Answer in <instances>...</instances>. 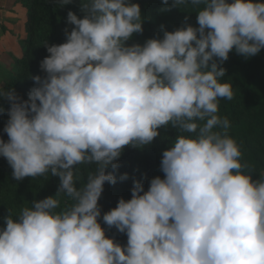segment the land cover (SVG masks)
<instances>
[{
    "label": "trees",
    "instance_id": "1",
    "mask_svg": "<svg viewBox=\"0 0 264 264\" xmlns=\"http://www.w3.org/2000/svg\"><path fill=\"white\" fill-rule=\"evenodd\" d=\"M262 1H14L0 264H130L129 242L168 231L170 210L198 224L201 264H226L205 240L263 264Z\"/></svg>",
    "mask_w": 264,
    "mask_h": 264
},
{
    "label": "rangeland",
    "instance_id": "2",
    "mask_svg": "<svg viewBox=\"0 0 264 264\" xmlns=\"http://www.w3.org/2000/svg\"><path fill=\"white\" fill-rule=\"evenodd\" d=\"M14 3V0H0V85L2 82L13 76L17 69L14 56L22 52L21 40L23 33L9 32L3 28L4 24L14 28L13 20L7 21L14 16L22 22L25 17V8ZM264 6V0L262 1ZM257 11V8L253 9ZM11 22V23H10ZM6 31V32H5ZM229 220L239 236H243L241 225V213L234 209L229 215ZM168 231L159 227L149 229L140 234V246L135 241L129 242L130 264H201V260L195 249L193 237L199 232V226L194 218H190L184 225L179 224L175 218L174 210H170L168 219ZM213 236H225L224 231L219 226H214L207 234V238ZM205 246L211 250L214 256L222 259L226 264H237L230 259L219 247L214 246L205 240ZM264 264V262H263Z\"/></svg>",
    "mask_w": 264,
    "mask_h": 264
},
{
    "label": "crops",
    "instance_id": "3",
    "mask_svg": "<svg viewBox=\"0 0 264 264\" xmlns=\"http://www.w3.org/2000/svg\"><path fill=\"white\" fill-rule=\"evenodd\" d=\"M15 1V0H14ZM13 4H15V3H13ZM13 16H14V10H13ZM13 16H11V17H9L8 19H6L7 21H9V20H13L14 22L13 23H11V24H13L14 26V28H10L11 26H7V23L8 22H6V24H4V26H2L3 28H6L7 30L6 31H9V32H12V33H16V32H20L19 31V25L21 26V24H22V22H17L18 20L15 18V17H13ZM24 20V19H23ZM2 23H5V21L4 22H2ZM2 23H0L1 25H2ZM5 31V32H6Z\"/></svg>",
    "mask_w": 264,
    "mask_h": 264
}]
</instances>
